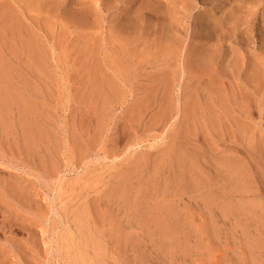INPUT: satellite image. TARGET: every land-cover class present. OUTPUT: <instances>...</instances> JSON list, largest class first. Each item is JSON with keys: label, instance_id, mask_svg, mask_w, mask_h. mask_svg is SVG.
Instances as JSON below:
<instances>
[{"label": "rangeland", "instance_id": "rangeland-1", "mask_svg": "<svg viewBox=\"0 0 264 264\" xmlns=\"http://www.w3.org/2000/svg\"><path fill=\"white\" fill-rule=\"evenodd\" d=\"M0 264H264V0H0Z\"/></svg>", "mask_w": 264, "mask_h": 264}]
</instances>
